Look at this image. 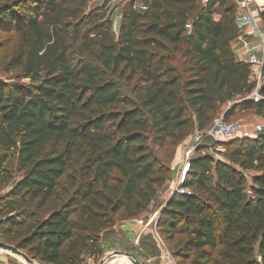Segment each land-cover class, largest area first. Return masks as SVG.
I'll use <instances>...</instances> for the list:
<instances>
[{
    "label": "trees",
    "instance_id": "1",
    "mask_svg": "<svg viewBox=\"0 0 264 264\" xmlns=\"http://www.w3.org/2000/svg\"><path fill=\"white\" fill-rule=\"evenodd\" d=\"M93 1L0 6V29L18 39L9 67L29 80L0 82V175L13 154L23 172L0 234L42 264H83L84 251L103 257L102 236L156 201L184 140L222 114L264 118V66L262 98L245 99L255 83L233 48L243 33L236 0H207L196 19L202 0H139L145 11L130 1L118 34L110 2L88 11ZM78 43L97 51L95 61L74 64ZM246 172L257 173L251 185ZM182 188L191 194L177 193L157 220L167 240L185 236L172 252L179 264L192 256V264H264V133L227 144L205 135ZM24 194L60 204L28 231L9 216L10 198Z\"/></svg>",
    "mask_w": 264,
    "mask_h": 264
},
{
    "label": "rangeland",
    "instance_id": "2",
    "mask_svg": "<svg viewBox=\"0 0 264 264\" xmlns=\"http://www.w3.org/2000/svg\"><path fill=\"white\" fill-rule=\"evenodd\" d=\"M109 2L110 1H108V3ZM129 2L130 0H115L109 3L111 13L109 12L108 15H110L109 18L113 20L114 31L116 30L115 25L119 21V13L116 10L119 8L120 10L123 11L127 7ZM106 3L107 2H104L103 0H95L91 3V7L88 9V11L97 7L100 8L104 7ZM4 4H7V0H0V6ZM17 44H18V39H17V35L14 32H9L0 29V82H4L7 85H11L14 83H29V80L19 79L18 77L19 72L17 70L10 69L9 67L10 60L17 49ZM74 46H75L74 49L75 52L72 58L74 64H77L80 58L85 61H95L97 56V51H94L92 53H83L79 43L74 44ZM225 109L223 111H225ZM230 121H237V120H230ZM193 136L194 135H192V138ZM200 154L202 155L212 154V152H210V150H204L201 151ZM159 155L163 156V153L160 152ZM215 157L218 158L219 154H216ZM171 166H173V161L171 163ZM79 167L80 166H78L77 169H79ZM72 173L73 171H71L69 175H72ZM252 175L253 174H247L248 178H251ZM22 177H23V172L20 171V168L18 166V157L16 154H13L8 159L5 165V173L3 175H0V203H1L0 212L2 214L4 215L8 214L7 207H5L6 198L9 197V195L15 188L16 184L19 182V180ZM6 179H11V180L8 182ZM61 185L62 187L64 186V189H67L68 187L67 178H64L62 180ZM192 190L194 192H197V194L199 193L198 190H196L195 186L192 187L191 191ZM200 195L203 198L208 197V195L206 194H200ZM10 200L12 202H15L16 211L13 214H9V216H18L20 222L24 224V227L28 231L31 229L32 225L41 222L47 216H49V214L54 209L58 208L60 204V202L52 200L45 205H41L40 198L31 200L30 197L26 196L25 194L18 197L12 196ZM1 217L2 216H0V219ZM3 218H5V216ZM118 223L119 222L116 223L117 224L116 227L118 226ZM155 225H157V218L155 219L153 224L154 228ZM162 236L164 238L165 234L163 233ZM143 237L144 234L138 238L136 243L132 244L129 241H126L124 235L118 230V228H116L115 233L104 237L102 236L101 245H103V248L105 249L104 256L90 257L89 253L84 251L83 256L85 257V260L83 264H100L101 260L106 258L108 259L105 262V264H111L112 261L115 260L112 257V254L115 252L132 253L134 257H136L139 261L145 262L146 264H163L160 256L161 250L154 238L153 232L149 235H146L144 239ZM182 239H185L184 235H176L173 239L170 240L166 239V244L169 250L171 252L178 253L180 249L178 244L179 241ZM0 241L4 242L1 234H0ZM122 243L125 244L127 248L123 247ZM153 250L155 256L152 257L151 253ZM90 258L91 260H89ZM119 259H121V262L119 264H134V260L132 258L120 256ZM179 261H181L182 264H192L193 256L190 257L189 259L179 258Z\"/></svg>",
    "mask_w": 264,
    "mask_h": 264
},
{
    "label": "built area",
    "instance_id": "3",
    "mask_svg": "<svg viewBox=\"0 0 264 264\" xmlns=\"http://www.w3.org/2000/svg\"><path fill=\"white\" fill-rule=\"evenodd\" d=\"M104 2L115 0H103ZM134 1V0H130ZM136 1V0H135ZM207 0H202V3H206ZM237 20L242 32L248 29L250 32L246 36H243L242 43V57L243 61L251 66L252 81L255 83L253 92L249 95V98L258 102L262 97L260 95V89L263 84L262 68L264 66V24L261 21L260 13L264 11V0H237ZM251 5L255 6L254 10H251ZM134 9L139 11H145L147 7L141 3L136 2ZM188 29H192V25H187ZM255 37L257 43H252L247 37ZM259 53L263 54V57H259ZM264 133V124H256L253 127H248L241 121H227L224 114L219 115L213 122L211 128L207 132H196L193 136V147L187 149L185 152V163L182 169L179 184L175 191L179 194H191L190 190L183 189L182 186L186 180V176L190 169L191 159L195 155L197 148L200 147L204 141L205 135L210 137L216 143H228L237 139H252L259 134ZM218 151H224L222 147L217 149ZM248 195H252V191L248 190ZM154 238L161 250V260L163 264H179L174 257L173 253L167 247L166 241L161 235L158 225H155L153 229Z\"/></svg>",
    "mask_w": 264,
    "mask_h": 264
},
{
    "label": "crops",
    "instance_id": "4",
    "mask_svg": "<svg viewBox=\"0 0 264 264\" xmlns=\"http://www.w3.org/2000/svg\"><path fill=\"white\" fill-rule=\"evenodd\" d=\"M137 2L140 3L139 0H137ZM116 11L119 13V21L115 25V27H116L115 31L118 34V30L120 28L121 21H122V10H120L118 8ZM215 18H216V20H220L221 16L217 14L215 16ZM248 32H250V30L248 29V31H247L246 27H245V31L233 43V48H234L235 54H236L238 60H240V61H243L241 40H242V38H244L243 36H246L248 34ZM247 38H249V40L252 43H257V39L255 37L250 36ZM259 57L262 58L263 54L259 53ZM245 99H249V96ZM227 109L228 108H226V110ZM249 112H246V113L236 112V114L231 116L229 120H237V121L244 122L248 127H253L256 124H264V118L257 116L254 111H249ZM248 114H250V115H248ZM191 147H193L192 136L188 137L186 140H184L178 146V148L176 150L175 158L173 160L172 178L170 179L168 184L162 188V191L159 192L156 201L139 217L132 219V220L123 221V222L118 223V226L116 228H118V230L124 235L126 241H129L130 243L134 244L137 242L138 238L141 235L144 234V237H145L146 235H149L153 232V229H154L153 224H154L155 219L157 218V220H158V218H160L162 208L165 205H167L168 201L172 197L173 192L175 191V189L177 188V186L179 184L178 181H179V178H180V175H181L182 169L184 167V163H185V152L187 151V149H189ZM245 174L246 175L247 174L255 175L257 173L246 172ZM249 184L250 185L252 184V180L250 178H249ZM144 237H143V239H144ZM123 247H126V245L123 244ZM125 253H127V252H125ZM108 256H110V255H108ZM113 258L115 260L112 261L111 264H119L121 262V259H119L120 257H113ZM89 260H91V258ZM0 264H20V263L18 261H16L15 259H12L8 256L0 255Z\"/></svg>",
    "mask_w": 264,
    "mask_h": 264
},
{
    "label": "water",
    "instance_id": "5",
    "mask_svg": "<svg viewBox=\"0 0 264 264\" xmlns=\"http://www.w3.org/2000/svg\"><path fill=\"white\" fill-rule=\"evenodd\" d=\"M205 8L204 3H199L197 5L196 11L194 13L193 18L196 19L200 12ZM255 6L251 5V10H254ZM251 101H254L252 99H248ZM231 107V106H230ZM177 194V191H174L172 194V197H175ZM0 255H5L8 256L12 259H15L18 261L20 264H42L39 262L37 259L31 257L28 253H26L24 250L20 249L16 245H12L3 241H0ZM120 256H125L127 258H132L134 260V264H146L145 262L139 261L134 255L130 253H123V252H115L113 253L112 257H120ZM108 258L101 260L100 264H105Z\"/></svg>",
    "mask_w": 264,
    "mask_h": 264
}]
</instances>
